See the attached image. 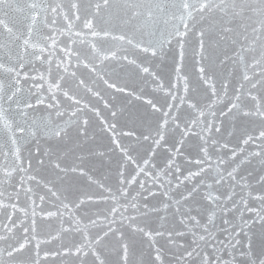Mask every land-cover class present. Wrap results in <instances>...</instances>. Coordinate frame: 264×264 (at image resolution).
I'll use <instances>...</instances> for the list:
<instances>
[{
    "label": "snow or ice",
    "instance_id": "6c2138e0",
    "mask_svg": "<svg viewBox=\"0 0 264 264\" xmlns=\"http://www.w3.org/2000/svg\"><path fill=\"white\" fill-rule=\"evenodd\" d=\"M0 264H264V0H0Z\"/></svg>",
    "mask_w": 264,
    "mask_h": 264
}]
</instances>
